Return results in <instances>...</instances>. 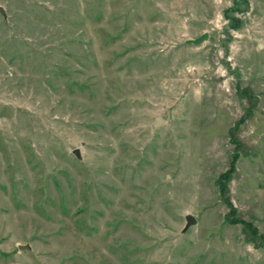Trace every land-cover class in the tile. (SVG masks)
Listing matches in <instances>:
<instances>
[{
	"label": "rangeland",
	"instance_id": "rangeland-1",
	"mask_svg": "<svg viewBox=\"0 0 264 264\" xmlns=\"http://www.w3.org/2000/svg\"><path fill=\"white\" fill-rule=\"evenodd\" d=\"M233 2L0 0V264H264V0Z\"/></svg>",
	"mask_w": 264,
	"mask_h": 264
},
{
	"label": "water",
	"instance_id": "water-1",
	"mask_svg": "<svg viewBox=\"0 0 264 264\" xmlns=\"http://www.w3.org/2000/svg\"><path fill=\"white\" fill-rule=\"evenodd\" d=\"M0 14L4 16V12H3L2 8H0ZM207 38H208V34L203 33L196 39L186 40L185 43L186 44H192V45H198V44L206 41ZM161 123H162V119L160 117L155 118L154 127L160 126ZM74 154L77 158H79L77 150H74ZM195 224H196V220L191 215H187L185 217V227H184L183 231H186L190 226H193ZM18 248H19V250H28L29 249L28 246H18Z\"/></svg>",
	"mask_w": 264,
	"mask_h": 264
},
{
	"label": "trees",
	"instance_id": "trees-1",
	"mask_svg": "<svg viewBox=\"0 0 264 264\" xmlns=\"http://www.w3.org/2000/svg\"><path fill=\"white\" fill-rule=\"evenodd\" d=\"M245 2L246 0H234L233 6L225 10V19H227L228 22L230 23V26H229L230 28L236 29L240 25V21L237 20L236 18H233L231 16V13L239 11V5L241 3L245 4ZM245 6L247 5L245 4Z\"/></svg>",
	"mask_w": 264,
	"mask_h": 264
}]
</instances>
